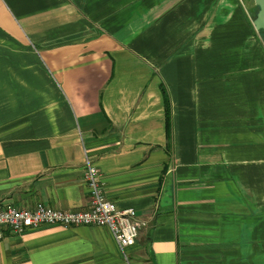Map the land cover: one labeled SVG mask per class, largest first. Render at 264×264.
<instances>
[{"label":"crops","instance_id":"crops-1","mask_svg":"<svg viewBox=\"0 0 264 264\" xmlns=\"http://www.w3.org/2000/svg\"><path fill=\"white\" fill-rule=\"evenodd\" d=\"M254 0H0V203L145 221L4 231L0 264H264V32ZM166 96L169 99L168 130Z\"/></svg>","mask_w":264,"mask_h":264},{"label":"built area","instance_id":"built-area-1","mask_svg":"<svg viewBox=\"0 0 264 264\" xmlns=\"http://www.w3.org/2000/svg\"><path fill=\"white\" fill-rule=\"evenodd\" d=\"M85 179L90 191L89 207L84 210H61L38 202L29 207H17L0 203V239L4 231L22 234L42 226L58 225L64 228L78 225L107 227L125 260L129 262L128 250L140 236L145 221L134 208L119 209L106 198L99 169L86 159Z\"/></svg>","mask_w":264,"mask_h":264},{"label":"water","instance_id":"water-1","mask_svg":"<svg viewBox=\"0 0 264 264\" xmlns=\"http://www.w3.org/2000/svg\"><path fill=\"white\" fill-rule=\"evenodd\" d=\"M254 3L258 7L254 26L258 31H264V0H254Z\"/></svg>","mask_w":264,"mask_h":264},{"label":"trees","instance_id":"trees-1","mask_svg":"<svg viewBox=\"0 0 264 264\" xmlns=\"http://www.w3.org/2000/svg\"><path fill=\"white\" fill-rule=\"evenodd\" d=\"M256 12H258V7L256 6ZM255 12V17L257 13ZM264 32V31H263ZM166 109H167V123H168V130H169V124H170V117H169V99L166 96Z\"/></svg>","mask_w":264,"mask_h":264},{"label":"rangeland","instance_id":"rangeland-1","mask_svg":"<svg viewBox=\"0 0 264 264\" xmlns=\"http://www.w3.org/2000/svg\"><path fill=\"white\" fill-rule=\"evenodd\" d=\"M257 10V9H256ZM257 13V12H256Z\"/></svg>","mask_w":264,"mask_h":264}]
</instances>
